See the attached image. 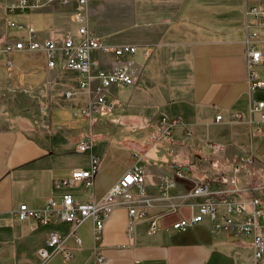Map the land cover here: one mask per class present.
<instances>
[{
    "label": "crops",
    "instance_id": "1",
    "mask_svg": "<svg viewBox=\"0 0 264 264\" xmlns=\"http://www.w3.org/2000/svg\"><path fill=\"white\" fill-rule=\"evenodd\" d=\"M7 2L0 0L4 16L0 17V264H39L38 249L48 246L52 231L68 235L65 247L73 255L66 258L58 252L47 264H256L252 239L214 231L209 217L186 229L173 226L191 217L197 207L190 204L205 196L190 197L175 210H168L166 204L179 201L178 197L159 202L150 209L151 214L163 213L156 231L150 230L148 220L135 217L131 227L127 207L115 208L103 228L100 245L105 259L101 262L92 256L93 219L73 232V224L59 215L48 222L16 215L23 202L39 208L49 196L59 198L64 192H71L80 202L100 200L132 166L136 153L141 155L150 193L159 192L165 174L175 177V194L190 190L196 181L206 182L213 191L226 189L242 154L254 158L255 165L246 174L262 176L264 108L252 111L251 107L264 100V86L251 89L248 79L246 0H88L89 29L103 42L152 45L149 56L142 52L127 55L136 75L132 84L111 87L119 106L94 116L93 152L100 163L91 187L85 181L57 186L59 180L66 182L72 176L74 168H89L66 163L68 147L77 144L89 120L77 118V125L57 123L54 127L45 115L64 99L60 89L79 90L81 74L61 63L49 67L39 52L7 48L15 26L10 20L34 23L41 37L62 38L76 28L77 4L55 3L13 18ZM35 14L54 18L50 25L47 18L38 22ZM16 30L21 32L18 37H27L26 30ZM259 31L264 51V29ZM95 54L100 64L113 65L111 54ZM257 69L264 78V61ZM85 98L86 93L79 90L65 100L74 112L85 104ZM218 114L222 115L219 120ZM163 115L179 120L171 128L173 140L158 139ZM207 140L226 148L215 155ZM157 144L168 158L161 153L148 157L149 149ZM177 168L186 169L188 177H177Z\"/></svg>",
    "mask_w": 264,
    "mask_h": 264
},
{
    "label": "built area",
    "instance_id": "2",
    "mask_svg": "<svg viewBox=\"0 0 264 264\" xmlns=\"http://www.w3.org/2000/svg\"><path fill=\"white\" fill-rule=\"evenodd\" d=\"M75 2L77 7L74 11L75 30H68L62 38L51 36H39L34 23L10 20L12 25L27 31V37H16L11 39L7 48H14L24 52H39L45 55L49 67H55L59 62L69 69L81 74L79 90L86 93L85 104L76 109L73 114L76 118H87L89 125L87 129L81 130L77 149L79 151L91 152V165L89 168L76 167L72 176L66 180H59L57 186L75 184L85 181L87 187L93 185L94 174L98 169L100 158L93 152L96 143V135L93 128L94 116L98 113L106 114L113 112L120 104L118 98L111 95L113 85L132 84L136 75V67L133 60L127 55L142 52L149 56L152 51L151 44H107L94 35L87 23L88 0H8L6 8L10 12L24 13L28 10H37L58 3L68 5ZM248 16L247 24V65L248 79L251 89L264 86V78L257 69V65L264 61V51L260 47L262 40L259 28L264 29V0H246ZM96 52L103 55L111 54L113 65L100 64L96 58ZM77 89L68 87L59 90L61 97L71 99L78 93ZM264 100L254 102L251 109L262 110ZM221 114L216 116L219 120ZM264 121V111L261 115ZM162 126L158 139L173 140L171 128L179 123V120L167 115L161 116L159 120ZM192 136V131L187 130ZM206 144L215 155L225 150L223 143L207 140ZM136 159L132 166L121 176V178L108 190L100 200L80 202L71 192H64L61 197L53 195L47 198L44 206L35 208L23 202L16 210L19 219L35 217L41 222L51 221L55 215L73 224L74 231L83 222L91 218L94 220V246L92 256L101 262L105 259L101 250L100 241L106 219L111 212L119 207L125 206L131 216V227L133 218L146 219L151 231H156L160 226V218L163 213L151 214L150 209L157 206L161 201H167L178 197L180 200L166 204L168 210H175L186 200L194 196H205L206 198L190 205L197 211L191 217L174 222L177 229H186L193 224L202 221L205 217L212 220L214 231H223L232 234L236 238L251 237L254 247L256 264H264V166L262 176L254 177L246 174L254 164V158L250 154H242L234 164L230 178L231 186L226 189L213 191L203 181H196L194 186L183 193L175 194L177 181L173 175L165 174L160 179V188L157 193H150L145 185L146 170L141 161V155L135 154ZM177 177H188V171L177 168ZM233 193L235 197L227 194ZM167 210V211H168ZM68 235L58 231L50 232L48 246L38 249L40 257L39 264H47L49 259L58 252H62L66 258L73 255L71 249L65 247ZM78 242L81 238L76 234Z\"/></svg>",
    "mask_w": 264,
    "mask_h": 264
},
{
    "label": "rangeland",
    "instance_id": "3",
    "mask_svg": "<svg viewBox=\"0 0 264 264\" xmlns=\"http://www.w3.org/2000/svg\"><path fill=\"white\" fill-rule=\"evenodd\" d=\"M8 13H12L11 14L12 17L17 18V16H18L17 13H19V12H8ZM35 15H36L35 19L38 18L37 19L38 22L47 18L46 22L50 21V25L52 23V18H54V16H50V15H44L45 17L41 14H35ZM1 16L2 15L0 14V17ZM1 18H4V16H2ZM16 28H17L16 26H12L11 33H10L11 39H14V38L21 35V32L17 31ZM49 36H52V35H49ZM58 106L59 107H57L55 110L52 109L51 112H48V111L45 112V115L50 118L51 123H53L54 127L56 126L57 123H61V124H64L66 126L79 124L80 120H77L76 116H74L73 110L70 108L69 105H67V100H65V98L64 99L61 98L58 101ZM85 122L86 121H83L82 123H85ZM60 135H62V134H60ZM60 135H57V137ZM148 141H149V143L151 142V140H148ZM158 147H159V144L151 147L149 149V151L147 152L148 157L152 156V155H159L161 152H160ZM161 155H164L165 158H168L167 153L165 151L162 152ZM66 160H67V162H66L67 166H69V167H72L74 164L87 165L88 167H90V165H91L90 151H85V152L79 151V150H77V144L72 143L68 147ZM179 180L180 179H178V181Z\"/></svg>",
    "mask_w": 264,
    "mask_h": 264
}]
</instances>
